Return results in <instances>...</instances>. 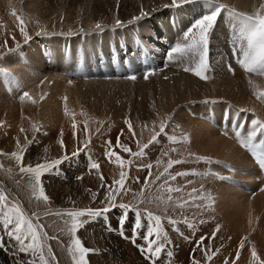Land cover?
<instances>
[{
    "label": "rangeland",
    "instance_id": "obj_1",
    "mask_svg": "<svg viewBox=\"0 0 264 264\" xmlns=\"http://www.w3.org/2000/svg\"><path fill=\"white\" fill-rule=\"evenodd\" d=\"M228 51H229L230 55H232L233 53H235V54L238 53V52L233 51V47H229ZM207 58H208V56H207ZM5 59H6V61H5ZM2 61L3 62L5 61L6 66H9V67L15 66L13 64V62H11L7 56L2 57ZM6 62L7 63L9 62L10 65H9V63L7 65ZM211 62L213 64L212 59H211ZM208 63H210L209 58H208ZM196 64H194V66H196ZM212 64L210 63V68H209L208 72L205 73L206 76L208 75L207 76L208 78L210 77L209 72L212 70ZM191 66L194 68L193 65H191ZM18 68H20V67L18 66ZM242 70L244 71L243 68H242ZM242 70H241V72L244 73V75L242 74L241 78L243 79V77L245 75H247L246 74L247 72H245L246 70L244 72ZM180 71L181 70H179L177 72H180ZM226 71H227V69H226ZM226 71L224 72V74L226 73ZM19 72L20 73L16 74V75L19 78L26 79V77L24 76V73H22L23 70L20 69ZM168 72L170 74H172L171 69H169ZM168 72L163 71V72H160L161 74L159 73V74L149 75L147 79L144 78L145 76L140 75L139 78H137L136 80H127V79H123V78L107 79L105 77H100V76H97V77L95 76L92 78L91 76L90 77L89 76L88 77H84V76L82 77V75L80 76V75L74 74V75H76V77H75L73 74H71L72 76H69L70 75L69 74L68 76L70 78H78V77L81 78L80 81L78 80L80 83L81 82L86 83V81H88V82L91 81V83H92V81L93 82L95 81L96 85H97V84H101V82H102L101 80H103V82L106 81L105 83L102 82L101 87L104 89H102L101 91H100L101 87H98V90L95 88L96 91H93L95 85L93 83L91 85L90 82H89L90 84L87 82L85 85L84 84H81V85L82 86L84 85L85 87L86 86L88 87V85H89L92 88L88 87L87 88L88 90H86L85 87H81V88H83V90L81 89V91H83V92H81L80 88H79V92H81L79 95L82 96V97L79 96V98L82 101H84L87 96L91 95L92 92L93 93L99 92V91L101 93L104 92V94L103 93L99 94L100 96L104 95L105 98L102 99L104 97V96H102V98H101L102 102L97 106L89 107L86 109L85 106L83 107V105L80 104V106L83 109H79V111L77 113H75V112L70 111L68 105L64 104L63 102L59 103L60 109L62 110V114L66 116L65 118L67 119V122H69V121H71V122L67 128H64V126H61V127H59V129L54 128V131H58V133L76 132L78 134L87 133V134H89V136L91 135L90 138L88 137V141L90 140V143H88L87 148L83 147L85 142L80 145L81 150L79 152H83L84 155L82 157H80L79 159H77L75 162L70 161L74 157L71 155L74 151H63V152L59 153V147L56 144V140L54 138H52V133L45 128V125L39 119V117L36 116V114H34L28 120V122L30 123L29 127H24V126L20 125L17 129V133H15V130H13L12 126L7 128L6 124L3 123L2 121H0V152L5 154V155H0V159H1L0 162L6 163L7 166H8L9 161L13 162V157H11L8 154H10V152H12L14 150L17 151L18 147L19 148L21 147L20 143L25 142V141H29L32 144V150H36V151H34L36 158L35 159L29 158V160L27 158V159L23 160V165L27 164V163H24L25 161L27 162V160L29 161V163L31 162L29 165L35 166V164H37V163L50 162V161H53L57 158L62 159L65 154L69 155V157H70V159H68L67 161H64L62 164L58 165L56 169L44 174L45 176L49 173L52 174V176H50V178L53 181L52 180H50L51 182L49 181V186L47 188V191H50L52 195H53V193H55L53 195L55 197V199L48 198V200L45 201L48 204L47 208L45 209V213L48 215V217H46L45 219L46 220L50 219V222L48 224V229H47L48 230L47 231L48 232V243H47V245L48 246L50 245L51 249H52L49 252L50 256H47L48 254H46V252H45V255H46V258L48 257L47 259L49 260L50 264H58V263L59 264H74V261L72 259L73 254H72L70 249L72 246V240L75 237H79V239L82 241V243L85 247L94 250V251H91L86 257L89 264H92V263L96 264L97 262L99 264H152V262L146 258L144 253H142L140 251V248L138 247V246L146 244V240L143 239V234L147 231L148 226L152 223L149 220V218L147 217V215L145 214L146 210L152 211L155 214L161 215V217H162V228L164 231L167 232L168 240L171 241V243H166V247L164 248V250L160 253V255L158 257H154L155 264H175V263L180 264L182 262V260H183L182 256L181 257L175 256V241L181 239V241L183 242V240H185L186 237H189V238H191L190 240H194L193 242L199 243L200 237H203V236L199 235V231H198V228L196 226L203 224V222H201L202 219H198L200 217H203L202 215H205L203 218H208V216H212L214 213L215 215H213V217L216 216L218 218L210 217V223L212 222V225L215 227H217V223L221 222L220 226H219L220 227L219 228L220 234H217V236L219 238L218 239V247L216 248L217 254H214L216 256L213 255L211 261L216 260V257H220L218 259L219 260L221 259L220 262L224 261L223 264H225V261H227V263L230 262L231 264H238L240 262V260L248 252L251 254V252H250L251 249L248 246L249 245L248 242H250V239L255 238V236H257L258 240H260L259 239L260 236H262L264 238V236H263L264 235V205H263V208H261L262 204L264 203V191L258 192L255 190V188L251 189L252 187H249V186H248L249 187L248 188L247 185H250V182L240 180L242 178V177H240L241 176L240 175V172H241L240 167H238L235 164H232L234 162L231 160L230 161L227 160V158H224V159L218 158L219 155H217V154H216V156L212 155L213 156L212 157L211 151H209L210 153L208 152L210 155L207 154L208 150H205V147L206 146L208 147V145H210L208 140L205 141V139H204V141H203L201 139L202 141H197L195 139V137L193 135L196 133V132L194 133L195 128L193 129L192 126L187 127L188 124L186 125L185 123H186L187 119L191 120V123H192L193 119L195 120V114L199 113V111H198L199 108L197 109L194 107L195 106L197 107V105H195V104L198 103V101H195V103H193L194 101L189 102V105L191 103H193L190 105L191 106L190 108L187 107V105H184L188 109H186L183 105L179 104L178 112H177V108H175V104L172 101L173 99H171V100L169 99V102L171 101L170 105L167 107V110H165L166 108L164 109L165 105L167 106V104H165V102H164V91L167 95L169 90L164 88L162 86V84H164V82H169L172 79L173 80L171 82H173L174 79L176 81H178V79L181 75H182V77H184V75H185L184 73L186 71L184 72V69H183V71H181V73H182L181 75H177L176 73H173L174 75H176V77L173 76V74L170 75V76H173V78L169 77L168 75H166V77H165L164 74H167ZM162 74H163V77H161ZM235 74L232 76L233 78L231 77L232 80H230V78H229L230 76L228 77L227 73H226L227 78H225V75H224L223 78L222 77L220 78V82L219 81L217 82V80H219V78H217V80H216V78H214L216 81V87H215V84H213V82L210 85L212 86L213 89L217 88V85H219V87H221V88L224 87L223 89H230L231 91L233 90L235 85H237L239 91L242 89L240 91V93L242 92L241 98H237L236 96H233V97L226 96L224 98H217V97L212 98V97H210L209 99H205V101L202 100V103L200 102L201 104L198 105V106L202 105L200 108L205 107V106L207 107V109H209L210 107L215 108L214 110L212 109L215 113V116H216L215 119L217 118L218 120H220L222 114H223L224 118L227 117L228 111H230L231 116L237 117V110L236 109H238V108L243 109V107H246L248 109L257 110V111L263 109V107L259 103L260 101H262V100L258 99L259 94H256V92H253L258 87V86H256V84H254L252 82L253 76H255V75L258 76V75L256 73H254V74L250 73L248 75L250 78L248 76H245V77H247V79L245 81H243L244 79L242 80L240 77H239L240 79L236 78V80H235ZM36 75H37L36 77H39V79L36 78V81L31 82L30 83L31 87H40L41 85H44V83H45L44 78L40 79L41 78V76H39L40 74L37 73ZM82 79H84V80L82 81ZM180 79H181V77H180ZM224 80L225 81L227 80V81L225 82ZM232 81H233V84L231 83ZM242 81H243V83H241ZM246 81H249V82H246ZM244 82L247 83L248 89H247L246 85L245 86L243 85V84H245ZM234 83H236V84H234ZM251 83L253 86L251 85ZM104 84H106V85H104ZM213 85L215 88L213 87ZM27 86L29 87L28 83H27ZM97 86H99V85H97ZM106 86H110V87H106ZM121 88L124 89L123 93H122ZM26 89L27 88H24V90H26ZM118 89H119V91H121V93L118 92ZM115 90H117V91H115ZM152 90L157 92V94L153 93ZM160 90H162V91L159 92ZM26 92L29 93V95H30L29 91L26 90ZM147 92L149 93V95H147ZM48 93H54V92L51 91ZM59 93H61V92H59L58 90L55 91V95H58ZM22 94H24V93H22ZM118 94L122 95L121 99L116 98V96ZM248 96H249V98H248ZM160 98H162L160 100L161 103L163 104V105L161 104L162 106L160 105V103L158 104ZM234 98H236V100H234ZM147 99H150L149 104L152 103V104H150V105H152L151 107L149 104H146L148 102ZM34 101L35 102H41V101H43V98H40L38 100L34 99ZM155 102L158 105H156ZM225 103H231L232 105H234L235 107L233 106V108L236 111H234L233 108L231 109L229 104H225ZM144 104L148 108L146 110L147 113H143V112H145V111H143ZM153 104L157 106V108H156L157 110L159 107V109L162 108V110H165V112L163 113V111L160 110L159 111L160 113L158 112L159 115H157V110L154 108L156 106H153ZM160 106H161V108H160ZM182 106L185 108V109L182 108L184 110L181 109ZM220 106H223V107L221 108ZM236 106H237V108H236ZM149 107L151 108V110ZM152 107H153V109L156 110V112L153 111ZM255 107H257V108H255ZM124 108H126V109H124ZM246 108H244V109L246 110ZM258 108H260V109L258 110ZM53 109L57 110V111L59 110L58 106H54ZM168 109L169 110L172 109V111H170V113H168L169 112ZM179 109H181V110H179ZM189 109H190V111H189ZM239 109H238V111L240 112ZM215 110L216 111L221 110L222 112H218V111L215 112ZM166 111H168L167 112L168 115L170 114L169 116L168 115L166 116V114H167ZM181 111H185V112L188 111L189 113L188 112L182 113ZM148 112L149 113L152 112L153 114L152 113L149 114ZM171 112H173L172 113L173 115L171 114ZM141 113H143L145 115L142 116ZM57 114H59V111ZM183 114H185L186 118H182V116L184 117ZM163 116L165 118H169V122L167 121V124H165L166 125L165 132L161 133L158 136L157 142H154V143L149 145L148 149H150L149 150L150 152H148V149H145L146 155L143 156L144 158L132 156V155H130L131 153L124 152L121 149V147L119 145L127 146V144L129 143L128 141H130L131 139L132 140L135 139L134 141H132V140L130 141L133 143V144L131 143L133 145V148L136 147V148L131 149V150L133 152V150L136 149L134 152H138L140 150V147L143 145L142 144L143 140L145 142V140L147 139L146 137L148 136L146 134H143L142 131L144 130V128L146 129L145 131H147L148 129H150L148 127L149 126L151 127V125H152V127H151L152 129H150V130H152L151 134L153 135L154 131L158 132L160 124L162 122L165 123L163 121L164 118H162ZM170 116H171V120L174 117H176L173 119L174 122H172L170 120ZM49 117L52 119L58 118L57 115H53V114H49ZM148 117L150 119L148 121H146L148 119ZM73 118H75V119H73ZM160 118H162V119H160ZM151 119H153V120L151 121ZM215 119L209 120V121L206 120V123L208 122L206 124L207 126L205 127V129L207 130L206 133L212 134V136L215 138H216V135H218L217 137L220 136L222 139H224V142L227 141L229 143L230 142L229 137H224V136H222V132L215 130V127L213 126V121ZM154 120L155 121L160 120V122L161 121L162 122L156 123V122H154ZM184 120H186V121H184ZM149 121L152 122L151 125H149L150 124ZM165 121H166V119H165ZM129 122L132 125V130H129V127H128ZM153 122H154V125H153ZM180 122L184 123L185 126L182 123H181L182 124L181 125ZM173 123H174V125H173ZM74 124L76 125V127H73ZM34 125H35V127H34ZM140 125H142V127L144 126L143 129H141L142 127ZM137 127H139V130H140L139 133H138ZM186 127H187V130H183ZM37 128L39 129V131L36 130ZM22 129H23V131H22ZM115 129H116V131H115ZM121 129H122V132L125 130L123 132L124 134H126V132L128 131L127 133L130 135L129 139H128V136H129L128 134L125 135L126 137L124 135H123L124 137L122 135L116 136V133L121 132L120 131ZM113 131H114V135H113ZM133 131H135L136 136L132 135ZM145 131H144V133H147L149 130L147 132H145ZM148 133L150 136V131ZM138 135H140L139 137H141L143 135L141 137V139H143L142 141L140 140ZM180 135L182 136V138ZM201 135L206 137V135H204V134H201ZM149 136L147 139L148 141L151 138V137L149 138ZM172 136H176L178 138V140L183 139L184 137L185 138H184V140H182L183 143L182 142L181 143H173L170 139V137H172ZM190 136L192 137L193 140L190 138ZM113 140H115V141H113ZM17 141H19V145L17 144ZM109 141H111L113 143L109 144L108 143ZM185 141L187 142V144L184 145ZM195 141L198 142V143H195L196 145H194ZM115 142L117 143V145L119 144L118 147L120 149L118 147L116 148L117 145ZM119 142H121V143L124 142V143L121 144ZM147 142H145V143H147ZM200 142H202V143L205 142V144H203L205 146H203L202 143L200 144ZM214 143H216V142H214ZM131 144H129V145H131ZM176 144H178V146H179V144H181V146L179 147L180 150L178 149L177 150L178 152L176 151V152L171 153V149L173 147L177 148V146H175ZM182 144L184 147L182 146ZM189 144L192 145L191 146L192 148L190 147ZM129 145L127 147H130ZM132 145H131V147H132ZM193 145L195 147L197 146V148L194 149ZM201 145L203 147H201ZM11 146H13V147H11ZM75 146H76V144H75ZM45 147H47L46 150H45ZM52 147H53V149H51ZM199 147H201V148H199ZM113 148H114V150H113ZM189 148H191V150L194 149V152L191 151ZM202 148H204V149H202ZM118 149L121 151H119ZM196 149L198 150V153L195 152ZM199 149H201V150H199ZM75 150H77V149H75ZM109 150H112V151L117 150L115 152L117 154L120 153L119 155L125 160V162L128 161V163H127L128 165L125 163L124 167L120 166L121 169L123 168L122 169L123 172L126 173L125 180H124V188L122 191L119 188V185L114 183L116 180L120 179V173L122 171H120L121 169H119V166H116L118 163H115V157H112L111 159H113V160H110V158L107 156V153ZM163 150H165V151H163ZM181 150L182 151L186 150L188 152L186 154V151L181 152ZM203 150L206 151V153H205V155L207 154L206 157L205 156H203V157L197 156V155H199V152H202ZM159 151H161L162 153ZM166 152L168 153V155L163 154ZM54 153H56V154H54ZM128 153H129L130 157L132 156L131 158H133V157H135V158H133V159L129 158ZM203 153H204V151H203ZM45 154H47V157L44 156ZM122 154H123V156H122ZM195 154H197V155L195 156ZM55 155L58 157H56ZM156 155H158V157ZM49 157H53V159H48ZM175 158L180 159L182 161V163L174 164L173 167L168 169V172L165 173L164 169L167 167L169 160H175ZM209 160L211 162L210 164L213 163L212 165H207V166L204 165L205 167L201 165L202 162L206 163L208 161V163H209ZM93 161L99 163V165H100L99 171H97L96 169L90 168V163ZM158 161H159V163H158ZM32 162H34V163H32ZM217 162H219V163H217ZM9 163H11V162H9ZM14 163L18 164L17 161L13 162L12 164H14ZM195 163H197V166L195 165ZM134 164L136 165V167L133 166ZM148 164L152 165L151 170H149V168L147 167ZM190 165L192 168H190ZM25 166H27V165H25ZM208 166H212V167H208ZM213 166H215V167H213ZM133 167H134V169H133ZM194 167L195 168L197 167L196 168L197 170ZM201 167H203V168H201ZM207 167L210 169H208ZM218 167H220V169ZM211 168H213L214 170ZM198 169H200V170H198ZM130 170H132L133 172L135 171L134 175H131V178L129 175L133 174V173H131ZM207 170H208V172H207ZM141 171H143L142 173H145V176H144V174L141 173ZM178 171L179 172L180 171L181 172H188L189 173L188 175L177 176L178 178L179 177L182 179L185 178L188 181L183 179V181L178 182L180 179L179 178L177 181L178 183H177V182H175V180L174 181L171 180L170 176L175 175V173H178ZM138 173H141V174H138ZM192 173H195V174H192ZM101 174L104 177L103 181L100 179ZM136 174H138V175H136ZM142 175L144 177H142ZM134 176H137V178ZM157 177H160L159 179L161 181H159V179H157ZM187 177H190V178H187ZM221 177H225V179H222ZM41 178H43V177H41ZM134 178L137 180H140L141 182L147 180V182L146 183L143 182L144 183L143 184V183H140V181L135 180ZM142 178H143V180H142ZM165 178H167V180H168L167 184L164 183ZM28 179H29V176H28ZM85 179L88 181L86 182ZM129 179H132V181H130ZM133 180L136 182H134ZM152 180H153V182H152ZM129 181L133 182V185ZM137 182H139V184ZM156 182H158V184ZM181 182H184L185 184L181 183ZM215 182H218V183H215ZM219 182H221V184H219ZM57 183H59V185ZM68 183H70V185ZM175 183L176 184H182V185L176 186ZM41 184H42V182H41ZM56 184H57V187H55ZM61 184H63V185L61 186ZM86 184H87V186H86ZM127 184H131V185L129 186ZM109 185H111V189L108 187ZM126 185H127V187H126ZM156 185H158L159 190L157 187H155V189H153L154 187H152V186H156ZM225 185H227V186H225ZM3 186L4 185H1V183H0V189L5 188V186L4 187ZM175 186H176V188L182 189V192L184 193L183 194L182 192H180V193L178 192V194H180V197L179 196L177 197V195H175L176 194L175 191L168 192L169 187L175 189ZM84 187H85V189H84ZM128 187H130V188H128ZM205 187L210 189V190L207 191V189H205ZM224 187H225V189H224ZM27 188H30V189H28L29 191L27 190ZM27 188H24V190H26L24 192H26V193L23 192L20 194V196H21V198L24 199V202L26 203L28 208H31V209L36 211L35 216H39V214H40V212L38 211V209L40 207L39 203L41 201L40 199H42L40 197L39 186L36 187L35 190H32L33 189L32 185H29ZM50 188H52V190H50ZM61 188H63V190ZM151 188H152V191H150ZM156 188H157V190H156ZM189 188H191V189H189ZM193 188H195V189L201 188L204 191L198 197L199 199H201V201L204 202L205 207H202V208H204V211H202L201 209H199L200 211H198V207H196L197 206L196 202H195V205L193 203L196 200L191 202L192 206H191V203L185 204L186 205V206L184 205L185 207L179 206L180 203H178L179 202L178 198H180V202H182L181 198H183V200L185 198H186L185 200H188L189 196H187V195H188V193H190L192 191ZM3 190H4L5 194L8 196L9 200L13 201L10 198H13L12 196H16V195H14L13 193H9L8 189H3ZM43 190H44V188H43ZM89 190L91 193H89ZM136 191L137 192L139 191V193H137ZM147 191L150 192V194L147 193ZM28 193H30V194H28ZM100 193H102V194H100ZM11 194H12V196H11ZM22 194H24V195L26 194V196H24ZM91 194H93V195H91ZM112 194L116 195V199L114 201V203L116 205L123 203V204H127L129 207L127 209H122L118 206L117 207H111L109 212H107L104 215L99 216V217H91V216L85 215V216L73 218V217H70L69 215H67V213H70V212H78V211L86 210V209H100V208H103L105 206H110L109 201H108V197ZM136 194H137V197H136ZM147 194L151 195V197H150L151 200ZM159 194L162 196L159 197ZM84 195H85V197H84ZM88 195H90V196L88 197ZM167 195L168 196L171 195L172 198H174V199H172V201H168ZM230 195L235 199L236 203H237V201H240V203L238 202L237 204H235V202L233 201L234 199L232 200ZM258 195H260V196H258ZM80 196L83 197V200H81ZM130 196L133 198H129ZM134 196L136 197V200H130V199H135ZM152 196H155L156 199L154 197L152 198ZM67 197H69V199ZM73 197L75 198V200ZM77 197H78V199H77ZM90 197H93V198H90ZM96 197H97V199H96ZM161 197L163 198V200ZM157 198L158 199L161 198V200H162L161 202H163V204H161L160 199L158 201ZM35 199H37V201ZM120 199H122V200H120ZM154 199L157 201H155ZM257 199H260L262 201V203L257 202ZM67 200L68 201L71 200V203H70V201L68 202ZM97 200H98V202H97ZM88 201H90V202H88ZM13 202L17 203L16 201H13ZM156 202L157 203L159 202V204H161V205L157 204ZM248 202L249 203L252 202L251 203L252 206L253 205L256 206V207L253 206L255 209L253 207L251 209V206L248 207V205H251V204H248ZM256 202H257V205H256ZM57 203H59V204H57ZM151 203H153V204L151 205ZM231 203H233V204H231ZM216 204L218 206L214 207L213 205H216ZM86 205H87V207H86ZM241 205L243 207L244 206H247V207L242 208ZM229 206H230V208L232 207L231 209L233 210V212L229 208ZM257 206L260 207V210L257 209ZM165 207H167V209H168L167 212L164 211ZM191 207L197 208V211H196V209H194V210L196 212H199V214L200 213L202 214V212H203V214L202 215L200 214V216H198V217H192L193 210L191 209ZM206 207H209L212 210L213 209L214 210L212 211V213H209V212H211V210L209 208L205 209ZM216 207L218 209H216ZM240 207L242 208V210H239ZM182 208H184V209H182ZM187 208L189 209L188 211L192 210V212L190 214L189 213H182L181 214V211L182 210L185 211V210H187ZM133 209H136L140 214L137 215L136 211H134ZM219 209L220 210L224 209L225 211L222 210V212H221ZM228 209H230V210H228ZM40 210H41V208H40ZM237 210H239V211H237ZM245 210H246V213H244ZM247 211H249V212L253 211L252 213L255 216L254 217L255 223H253V226L251 228H247L246 224L244 225V223H246V220H247V214H248ZM204 212H205V214H204ZM215 212H218V213L216 214ZM178 213H180V214H178ZM233 213H235V214H233ZM122 214H126V216H127V220L124 223L120 222ZM183 214H188V216L183 215ZM228 214H231V215H229L231 217H232V215H234L233 216L234 219L232 218V222H230V224L229 223H226V224L228 226H230L231 224H234L236 226L234 229L233 228L228 229L225 226L224 217ZM206 215H207V217H206ZM238 215H240V216H238ZM168 217L175 219L177 221V224H176L177 226H173L172 224H170L168 222ZM137 219H139L140 222L144 225V228L139 230V233H140L139 238L133 232V225ZM74 220L84 222L83 225L81 227H79L78 231H76L77 234L75 233V237H73V235L70 234L71 232L69 231V228L72 227ZM185 221H188V223H185ZM194 221H197V222L195 223ZM217 221H219V222H217ZM57 222H59V223L56 224ZM69 224H71V225H69ZM180 224L181 225L183 224V225L180 226ZM187 224L193 225L194 228L193 227L192 228L195 230V232L193 231V229L192 230H191V228L189 229L190 226L187 227L188 226ZM55 226H57V227H55ZM68 226H70V227H68ZM63 227H66V228L64 229ZM67 227H68V230H67ZM101 228L105 230L104 233L101 232L102 230L98 231V229H101ZM177 228H178V230H176ZM92 229H93V231H96V232L98 231V236H99L98 240H96L94 238L95 235L93 234ZM94 229H97V230H94ZM67 232L70 235L66 239L63 238L64 240H66L64 242L62 239V236L65 235ZM191 232L194 234L193 237L191 236V234H192ZM60 233H61V235H60ZM232 233H235V235L234 234L232 235ZM176 234H177V236H176ZM107 236L110 238L112 237L113 239L111 238V239L107 240ZM0 237H3V243L5 245V247L0 248V257L2 256L0 258L1 259L0 264H13V263H15V264H27L28 261L33 259L31 257V255H29V254L18 253L16 251L18 245L16 244V242L14 240L10 239L7 236V234L3 231L2 219H0ZM175 238H177V239L175 240ZM227 238H230L229 239L230 241L227 240ZM243 239H245V240H243ZM68 241H69V243H67ZM244 241L246 244L244 243ZM60 242H62V244ZM240 242L244 244V247L242 249L239 248V251H236L237 244L238 243L241 244ZM67 244H69L70 246L67 247L66 246ZM213 244L215 245L216 241H213ZM114 245L115 246L117 245V247H115ZM122 249L124 251H127V252L122 253V252H124V251H122ZM245 251H247V252H245ZM14 253L16 255H14ZM168 253H171L172 255L169 256ZM237 253H239L238 259L236 258ZM250 254L248 255L249 257H250ZM77 255H78V253H77ZM122 255H123L124 259H122L123 258ZM234 255H235V257H234ZM242 255H244V256H242ZM127 257H129V259ZM97 259H98V261H97ZM133 259H135V260H133ZM123 261H125V262H123Z\"/></svg>",
    "mask_w": 264,
    "mask_h": 264
},
{
    "label": "bare ground",
    "instance_id": "obj_2",
    "mask_svg": "<svg viewBox=\"0 0 264 264\" xmlns=\"http://www.w3.org/2000/svg\"><path fill=\"white\" fill-rule=\"evenodd\" d=\"M170 2H171V0H0V69H4L8 73H11V76H9L7 78L2 73H0V121L5 123L7 128L12 126L13 130H15V133H17V129H18V127L20 125L24 126V127H29L30 123L28 122V120L34 114H36V116L39 117V119L45 125V128L52 133V138H54L56 140V144L59 147V153H61L63 151H77L75 149H80V145L83 144L84 142L88 141V137L90 138L91 135L89 136V134H87V133H84V134H78L76 132L58 133V131H54V128H58L59 129V127H61V126H64V128H67L70 125V122H71V121L67 122V119L65 118L66 116L62 114V110L60 109V104L59 103L63 102L64 104L68 105L70 111L71 112H75V113H77L79 111V109H83L80 106V104L83 105V107L85 106L86 109L89 108V107H93V106L99 105L102 102V100H101L102 96H104V95H102V96L99 95V94H102V93L104 94V92H102V93L100 92L102 89H104V88L101 87L103 80H101L102 81L101 84H97L99 86L96 85L95 81L94 82L92 81V83L95 85L93 91H96L95 88L98 90V87H101V89H100L99 92H94V93L92 92L91 95L87 96L86 98L84 97L85 100L82 101L79 98V96H81L79 94L81 92H83V91H81V89L83 90V88H81V87H85L84 85L88 81H86V83H83V82L80 83L79 81H80L81 78H79V77L78 78H70L69 76H72L71 74L80 75L78 72L81 71V72H84V74H83L84 77H88V76L89 77L90 76H93V77L96 76L97 77L99 75H97L95 72L92 73V74H87L86 73L87 70L90 69V67L94 68L97 63L106 64L109 61L110 58H116V57L121 56L125 52L127 53L128 50L131 47H133V45H136L135 43L141 42V43L152 44V45L161 44L163 36L171 37L173 35V32L171 31V29L169 27V24H168L169 18L172 15L178 14V15L181 16V15L185 14V16L194 17L195 19H197L199 17V14L201 13V10H202L201 9V4H199V3H192V4H188V5H182L181 7H165V5L170 4ZM179 2H180V0H178V3ZM219 2L227 5L230 9H234L236 12H239V13H244L246 15H256L257 13H259L260 15H264V0H219ZM13 12L16 13L15 16L13 15ZM142 12L147 13V15L141 16ZM137 16H141V18L139 20H136L135 17H137ZM18 17L22 18L23 21H24V25L23 26L25 28V31L28 34L27 38L20 31V28H21L22 25L20 24ZM117 20L122 21L123 23L121 25H117V23H116ZM180 20L185 24L186 17H181ZM129 21H131V23H129ZM223 21H224V23L226 25V28H227L226 35H227V41H228V48L229 47H234L233 27H232V24L230 23V16H229V13L227 11H224L222 13V16L218 19L216 25L209 32L208 58H209L211 64H212L211 59L213 60L212 70L209 72L210 73V75H209L210 77L207 78V79H201L200 77L196 76L193 72H185V71H184L185 75H184V77H182L181 71H183L184 67H192L191 65L194 66V64L198 63V60L197 61H193L191 63H188L186 61L185 62H181V58L180 57L174 58V60L170 61L169 62L170 64H168V65H170L172 67V68H169V69L172 70V74L176 73L177 75H181L180 76L181 79L179 77L180 80L178 79V81H176L174 79V81L171 82L173 79L172 80L170 79L171 81H169V82H164V84H162L163 82L161 83L164 88L169 90L167 95H166L165 91L163 90L164 91V102H165V104H167V106L164 104L165 107L164 106L163 107H164V109L166 108L165 110H167V107L170 105V102H171V101L169 102V99L170 100L173 99L172 101L174 102L175 108H177V112H178L179 104L183 105V106L187 105V107L190 108L191 104L195 103V101H198V103L195 104V105H197V107L195 106L194 108H197V109L199 108L198 109L199 113L195 114V120L194 119L192 120L193 124L191 123V120H189V119H187V121L184 120V121H186V123L184 121L183 122L186 125L188 124L187 127L188 126H192L193 129L195 128L194 129V133L195 132L196 133L193 134V135H194V137H195V139L197 141H202V140L204 141V139H205V141L208 140L210 145H208V147L207 146L205 147V150H208L207 154H209L210 153L209 151H211V156L212 155L216 156V154H217V155H219L218 158H222V159L227 158V160L233 161L234 163H232V164H235L238 167H241L242 169H245L244 172L246 174V173H250L252 171L253 166L249 162V160H248L247 156L245 155V153L243 152V150L240 149L238 147V145L233 140H230L229 143L227 141L224 142V139H222L220 136L217 137L218 135H216V138H215V137L212 136V134L206 133L207 130L205 129V127L207 126L206 124L208 123V122L206 123V120L209 121V120L215 119L216 116H215V113L213 111L215 108L210 107L209 109H207L206 106L202 107V108H200L202 105L198 106V105H200L202 103V100L205 101V99H209L210 97H212V98H214V97L224 98L226 96H229V97L236 96L237 98H241L242 97V95H241L242 92L240 93V91L242 89L239 91L237 85H235V87L233 88L232 91L230 89H223L224 87L221 88V87H219V85H217V88H215L216 87V81H215L214 78H216V80H217V78H219V80H217V82L218 81L220 82V78L221 77L223 78L224 75H225V78H227L226 77V73L228 74V77L230 76L229 77L230 80H232V78H233L232 76L235 73H236L235 74V80H236V78H239V77L241 78L242 74L244 75V73L241 72L242 68H241L240 64L237 63V56L240 55V53H237V54L233 53L231 55L233 65L235 64L234 65L235 72L233 74L230 73L228 71L227 66H225L226 63H225L224 56H223V54L221 52L220 40H219V33L223 32V31H221L222 30L221 23ZM98 23L102 26V28L99 29V30L96 28V24H98ZM184 42H185L184 39H180V41L178 43H184ZM4 56L5 57L7 56L10 59V61L13 62V64L15 66H12V67L11 66L10 67L6 66V64H5L6 59H5L4 62L2 61V57H4ZM8 63H7V65H8ZM9 65H10V63H9ZM18 66L20 68H18ZM225 68L227 69V71H226ZM20 69L23 70L22 73H24V76L26 77L27 80L23 79V78H19L16 75V74L20 73L19 72ZM169 69H165L164 71L168 72ZM179 70H181V71L177 72ZM225 71H226V73L224 74ZM245 72H247V71H245ZM37 73L40 74L39 75V76H41L40 79L44 78L45 83H44V85H41L40 87H31L30 83L36 81V78L39 79V77H36ZM155 74H159V73H155ZM172 74H170L168 72L167 74H164V75H165V77H166V75H168L169 77H172V78H173V76L176 77V75H174V74H173V76H170ZM246 74L247 75H245V76H248L250 73L247 72ZM76 75H74V76L76 77ZM105 75H107V74H105ZM255 76H253V81L252 82L254 84H256V86H258V87L253 92H256V94H259V98L258 99H260V100H262L264 102V95H262V94H264V75H258L256 77ZM106 77L107 76H105V78ZM161 77H163V74L161 75ZM244 77H243L244 80L241 78L243 81H245L247 79V77H245V78ZM84 79H82V81ZM123 79H127V78H123ZM243 81L241 83H243ZM89 82L91 83V81H89ZM105 82H103V83H105ZM212 82H213V84H215V87L213 85V87L215 89H213L212 86L210 85V84H212ZM246 82H249V81H246ZM246 82H244L245 84H243V85L244 86L246 85V87H247V83ZM27 83H28L29 87L27 86ZM92 83H91V85H92ZM231 83L233 84V81ZM81 84H84V85L82 86ZM234 84H236V83H234ZM104 85H106V84H104ZM251 85H252V83H251ZM88 87L92 88L89 85H88ZM88 87L87 86L85 87L86 90H88L87 89ZM106 87H110V86H106ZM24 88H27L26 90L30 92L29 96L31 97V99H29L28 97H24L23 96L22 93L26 92V90H24ZM79 88H80L81 92H79ZM121 89H122V93H123L124 89L123 88H121ZM247 89H248V87H247ZM56 90H58L61 93H59L58 95H55V91ZM51 91L54 92V93H48V92H51ZM115 91H117V90H115ZM161 91L162 90H160L159 92H161ZM118 92L121 93V91H119V89H118ZM153 93L157 94V92H155V91H153ZM147 95H149L148 92H147ZM40 98H43V101L33 103L34 99L38 100ZM104 98H105V96L102 99H104ZM116 98L117 99H121L122 95L118 94L116 96ZM248 98H249V96H248ZM161 99L162 98H160L159 102H158V104L160 103V105L162 104L161 101H160ZM147 100H148V102L146 104H149L150 99H147ZM234 100H236V98H234ZM192 101H194V102L189 105V102H192ZM156 102H155V104L158 105ZM263 102H259L262 107H264V103ZM150 104H152V103H150ZM156 105L153 104V106H156ZM54 106H58L59 114H57L58 113L57 110L53 109ZM151 106L152 105H150V107ZM161 106H160V108H161ZM183 106L181 107V109L185 107V106L184 107ZM220 107L222 108L223 106H220ZM126 108H124V109H126ZM154 108L156 109L157 106L154 107ZM243 108H246V107H243ZM255 108H257V107H255ZM147 109H148L147 106L144 104L143 111H145V112H143V111L142 112L143 113H147V111H146ZM152 109H153V107H152ZM155 109H153V111L156 112L157 109L156 110ZM181 109H179V110H181ZM184 109H182V110H184ZM186 109H188V108H186ZM246 109L249 110V111H252V113L254 114V115H252V118L250 120L255 118V116H260V117L264 118L263 109L259 110L260 108H258V110L260 112L257 111V110H251V109H248V108H246ZM150 110H151V108H150ZM160 110H162V108L159 109V107H158L157 115H159V113H160L159 111ZM165 110H162L163 113L165 112ZM221 110L220 111L217 110V111L218 112H222L223 110L222 111ZM170 111H172V109L169 110V112L166 111V113L167 112L170 113ZM189 111H190V109H189ZM217 111L215 110V112H217ZM173 112H171V114ZM181 112L184 113L185 111H181ZM186 112H188V111H186ZM48 113L49 114H53V115H57L58 118L57 119H52V118L49 117ZM143 113H141L142 116L145 115ZM151 113H149V114H151ZM168 113L166 114V116L168 115ZM227 113L230 115V111H228ZM183 115H184V117L182 116V118H186L185 114H183ZM162 118H164L163 121L165 122V124H167V121L169 122V118H165L164 116ZM162 118H160V119H162ZM174 118H176V117H174ZM73 119H75V118H73ZM149 119L150 118L148 117V119L146 121H148ZM165 119H166V121H165ZM173 119L171 120V116H170V120L172 122H174ZM152 120L153 119H151V121ZM151 121H149L150 122L149 125H151V123H152ZM154 122H156V123L158 122L159 123L160 120H157V121L154 120ZM154 122H153V125H154ZM181 123L182 122H180V124ZM184 123H182V124L184 125ZM173 125H174V123H173ZM140 126L142 127V125H140ZM250 126H252V125L250 124ZM143 127L141 129H143ZM151 127H152V125H151ZM151 127L149 126L148 128L152 129ZM187 127L184 128L183 130H187ZM137 128H138V133H139V131H140L139 127H137ZM150 129H148L150 131V136H149V133H148L149 131L148 130H147L148 132L145 131L146 130L145 128L142 131L143 134L148 135L149 138L152 136V134H151L152 130H150ZM115 131H116V129H115ZM120 131L121 132H119V133L115 132L116 136H120V135H122V136L124 135L125 136L126 134H128L127 133L128 131L126 132V134L123 133L125 130L122 132V129H121ZM144 131L147 132V133H144ZM201 134L206 135V137L202 136ZM113 135H114V131H113ZM139 136L140 135H138V137ZM148 136L146 137L147 139H148ZM129 137H130V135L128 136V139H129ZM141 137H139V138L142 141L143 139H141ZM181 138H182V136H181ZM184 138L180 139V140H184ZM190 138L192 139L191 136H190ZM147 139L145 140V142L148 141ZM61 140H63L64 147L61 146V143H60ZM115 140H113V141H115ZM134 140H132V141H134ZM130 141H128L129 143L127 144V146L132 143ZM145 142L143 140L142 144H144ZM185 142H184V145L187 144V142L186 143ZM214 142H216V143H214ZM111 143H113V142H111ZM119 143H121V142H119ZM122 143H124V142H122ZM195 143H198V142L195 141L194 145H196ZM201 143L202 142H200V144ZM20 144H21V147L20 148L18 147L16 152H19L21 149H23V160H25L27 158H28V160H29V158L30 159H35L36 158L35 157V153H34V151H36V150H32V144L29 141H25V142H22ZM75 144H76V146H75ZM203 144H205V142H203L202 145ZM116 145H117V143H116ZM118 145L116 146V148L118 147ZM131 145H129L130 146L129 148H131V149L136 148V147L133 148V145L131 147ZM194 145H193L194 149L197 148V146L195 147ZM202 145H201V147L205 146V145H203V146ZM175 146H177V150H178L179 147L181 146V144H179V146H178V144H176ZM182 146H183V144H182ZM191 146L192 145H190V147ZM11 147H13V146H11ZM201 147H199V148H201ZM46 148L47 147H45V150H46ZM191 148H189V149L191 150ZM51 149H53V147ZM194 149L191 150V151L194 152ZM202 149H204V148H202ZM113 150H114V148H113ZM135 150H133V152ZM149 150L150 149H148V152H150ZM199 150H201V149H199ZM205 150H203L204 153L202 151V152H199V155L195 154V156L197 155L199 157H203V156L206 157L207 154L205 155V153H206ZM14 151H12V152H14ZM115 151H117V150H115ZM119 151H121V150H119ZM163 151H165V150H163ZM185 151L181 150V152H185ZM12 152H10V153H12ZM159 152H161V151H159ZM187 152L188 151H186V154H187ZM195 152L198 153V150L196 149ZM54 154H56V153H54ZM83 155H84L83 152H79V154L74 156L70 161L71 162H75L77 159H79ZM128 155H129V153H128ZM130 155H129V158L132 157V156L130 157ZM44 156L47 157V154H45ZM122 156H123V154H122ZM156 156L158 157V155H156ZM53 157H49L48 159H53ZM56 157H58V156H56ZM133 158H135V157H133ZM133 158H131V159H133ZM28 160H27V162L26 161L24 162V163H27L25 165H29L31 163V162L29 163ZM110 160H113V159H110ZM210 160H209V163H208V161L206 163L202 162L201 165L202 166H204V165H206V166L207 165H212L213 163L210 164L211 163ZM15 161L16 160L13 158V162H15ZM9 162H11V163H9ZM9 162H8V166H7L6 163L0 162V164L3 165V167H0V183H1V185L5 186V188H1V189H8L9 193H13L14 195H16V196H12V194H11V196L13 198H10V199H12L13 201H16L20 205V207L25 212L26 216L31 218L33 220L34 224L43 226L40 229L41 236H42V241L45 244V252H46V254H48L47 256H50L49 251H48V245H47V243H48V232H47L48 230L47 229H48V224L50 222V219L49 220L45 219L46 217H48V215L45 213V209L47 208L48 204L45 202L46 200H44L43 198L40 199L41 200L40 203H39L40 207L38 209L40 214H39V216H35L36 211L31 209V208H28V206L24 202V199L21 198V196H20L21 193L26 191V190H24V188H27L29 185H31V183H29L28 174H22V173L19 172V167H20L19 163L18 164H16V163L12 164L13 163L12 161H9ZM34 162H32V163H34ZM127 163H128V161L126 162V164ZM135 164L133 166L136 167ZM195 165L197 166V163H195ZM116 166H119V169H121L119 164H117ZM208 167H212V166H208ZM213 167H215V166H213ZM190 168H192L191 165H190ZM201 168H203V167H201ZM218 168L220 169V167H218ZM122 169L120 171H123ZM133 169H134V167H133ZM151 169H149V170H151ZM208 169H210V168H208ZM211 169H213V168H211ZM198 170H200V169H198ZM130 171H131V173H133V174L129 175L130 178H131V175H134L135 171L134 172L132 170H130ZM142 172L143 171H141V173ZM207 172H208V170H207ZM141 173H138V174H141ZM138 174H136V175H138ZM142 174H144V176H145V173H142ZM50 176H52L51 173L47 174L46 176L45 175L42 176L43 177V178H41L42 187L44 188V193L46 194V196L48 198L55 199V197L53 196L55 193H53V195H52L50 191H47V188L49 186V181L52 180L50 178ZM144 176L142 175V177H144ZM134 177L137 178V176H134ZM246 177H251V175L250 174L246 175ZM179 178L177 177L175 182H177ZM187 178H190V177H187ZM180 179H179L178 182L183 181V179H185V178H183V179L180 178ZM129 180L132 181V179H129ZM135 180H137V179H135ZM142 180H143V178H142ZM87 181L88 180H86V182ZM137 181H140V180H137ZM159 181H161V180L159 179ZM186 181H188V180H186ZM134 182H136V181H134ZM143 182L146 183L147 180H145ZM143 182L140 181V183H143ZM152 182H153V180H152ZM184 182H181V183H184ZM130 183L133 185V182H130ZM137 183L139 184V182H137ZM156 183L158 184V182H156ZM215 183H218V182H215ZM57 184L59 185V183H57ZM57 184H56L55 187H57ZM63 184H61V186ZM68 184L70 185V183H68ZM131 184H127V185L130 186ZM219 184H221V182H219ZM127 185H126V187H127ZM175 185L176 186H178V185L181 186L182 184H176L175 183ZM86 186H87V184H86ZM176 186H175V188H176ZM225 186H227V185H225ZM152 187H154L153 189H155V187L158 188V185L152 186ZM128 188H130V187H128ZM157 188H156V190H157ZM28 189H30V188H27V190ZM61 189L63 190V188H61ZM84 189H85V187H84ZM189 189H191V188H189ZM203 189H201V188L197 189L198 190V197H199L200 194H202V192H204ZM205 189H207V191L210 190V189H208L206 187H205ZM224 189H225V187H224ZM50 190H52V188H50ZM90 190H89V193H91ZM158 190H159V188H158ZM150 191H152V188H151ZM180 192H182V191H180ZM24 193H26V192H24ZM137 193H139V191ZM147 193L150 194V192H148V191H147ZM175 193H176L175 195H177V197L178 196L180 197V194H178V192H175ZM28 194H30V193H28ZM100 194H102V193H100ZM160 194H159V197L162 196ZM22 195H24V194H22ZM91 195H93V194H91ZM24 196H26V194ZM89 196L90 195H88V197ZM258 196H260V195H258ZM84 197H85V195H84ZM136 197H137V194H136ZM136 197H135V199H130V200H136ZM148 197L150 198L151 195H148ZM153 197L155 198V196H152V198ZM67 198L69 199V197H67ZM80 198H81V200H83L82 196H80ZM90 198H93V197H90ZM129 198H133V197L130 196ZM161 198H159L160 202L163 200V198H162V200H161ZM231 198H232V200L234 199L232 196H231ZM37 199H35V200L37 201ZM77 199H78V197H77ZM96 199H97V197H96ZM159 199H158V201H159ZM178 199H179L178 203H181L180 202V198H178ZM181 199H182L181 201H183V198H181ZM74 200H75V198H74ZM120 200H122V199H120ZM150 200H151V198H150ZM195 200L196 201H194L193 203L195 205V202H196V205H199L198 211H200L199 209L204 211V208H202V207H205L204 202L201 201V199H199V198H196ZM69 201L71 203V200H69ZM155 201H157V200H155ZM233 201L235 202V199ZM88 202H90V201H88ZM97 202H98V200H97ZM238 202L240 203V201H237V203ZM257 202H261L262 203V201L260 199H257ZM257 202H256V205H257ZM237 203L235 202V204H237ZM251 203L252 202H250V203L248 202V204H251ZM57 204H59V203H57ZM152 204L153 203H151V205ZM157 204H159V202ZM161 204H163V202H161ZM161 204H159V205H161ZM217 204L213 205V206L214 207L218 206ZM231 204H233V203H231ZM87 205H86V207H87ZM263 205H264V203L262 204L261 208H263ZM191 206H192V203H191ZM249 206H251V209H252V207L254 205L252 206V204H251V205H248V207ZM241 207L242 208H244V207L246 208L247 206L243 207L241 205ZM241 207H240L239 210H242ZM254 207H256V206H254ZM40 208H41V210H40ZM188 208L185 211L182 210L183 212L181 211V214L182 213H189L190 214L192 212V210H193V213L195 215L192 213V217L200 216L201 213L199 214V212H196L197 208L191 207V209H192L191 211H188L190 209V208L189 209ZM207 208H209V207H206L205 209H207ZM229 208H230V206H229ZM182 209H184V208H182ZM194 209H196V211ZM209 209L211 210V212H209L210 211ZM209 209H208L209 213H212V211L214 210V209L212 210L211 208H209ZM216 209H218V208L216 207ZM230 209H228V210H230ZM257 209L260 210V207L257 206ZM222 210H224V209H222ZM222 210H220V211L222 212ZM239 210H237V211H239ZM232 212H233V210H232ZM247 212H248L247 220H246V223H244V225L246 224L247 228H251L253 226V223H255L254 222V220H255L254 217L255 216L252 213L253 211H251V212L247 211ZM215 213L217 214L218 212H215ZM244 213H246V210L244 211ZM178 214H180V213H178ZM202 214H203V212H202ZM204 214H205V212H204ZM233 214H235V213H233ZM183 215L188 216V214H183ZM213 215H215V214L213 213ZM213 215L212 216H208V218H203L205 215H202L203 217L198 218V219H202L201 222H203V224H200L199 226L197 225L198 223L196 224L197 225L196 227L198 228V231H199V235L203 236V237H207L206 239H204L202 246H200L199 243L193 242L194 240H190L191 238H189V237H186V239L183 240V242L181 241V239L175 241V256H179V257L182 256V258H183V260H182V262L180 264H194V261H199L200 264H223L224 261L220 262L221 259L220 260L218 259L220 257H216V260H214V261L210 260V262H209V260H207V257L205 255V252H207V255H211L212 257H213L214 254H217L216 248L218 247V239H219L217 234H220V229H219V231H216L217 227L213 226L212 222L210 223V217H212V218L216 217V216L213 217ZM229 215H231V214H228V215H226L224 217L225 226L228 229H232V228L234 229L236 227L234 224H231L230 226H228L226 224V223L230 224V222H232V218L234 216V215H232V217H231ZM238 216H240V215H238ZM206 217H207V215H206ZM216 218H218V217H216ZM194 222L196 223L197 221H194ZM217 222H219V221H217ZM58 223L59 222H57L56 224H58ZM220 223H217V226H220ZM69 225H71V224H69ZM182 225L180 224V226H182ZM175 226H177V225H175ZM55 227H57V226H55ZM68 227H70V226H68ZM68 227H67V230H68ZM187 227H189V225ZM63 228L65 229L66 227H63ZM190 228L192 230L194 227L193 228L189 227V229ZM69 229H71V227ZM94 230H97V229H94ZM100 230H102L101 231L102 233H104V231H105L102 228L98 229V231H100ZM98 231L96 232V231H93V229H92V232L95 235L94 238L96 240L99 239ZM193 231L195 232L194 229H193ZM214 232H215V236L213 238V233ZM67 234H68V232L65 235L62 236V239L63 238H65V239L68 238L69 235L72 234V233H70L68 235ZM177 234H176V236H177ZM192 234H191V236L193 237L194 234L193 235ZM233 234L235 235V233H232V235ZM60 235H61V233H60ZM111 238L107 236V240H109ZM176 239L177 238H175V240ZM229 239L230 238H227V240H229ZM259 239L260 240L257 239V236H255V238L250 239V242H248L249 243L248 246H249L250 249L255 247L256 250H257V254L260 256L261 259H264V238L262 236H260ZM243 240H245V239H243ZM63 241L65 242L66 240L63 239ZM213 241H216L215 245L213 244ZM60 243L62 244V242H60ZM67 243H69V241ZM244 243H245V241H244ZM66 246L68 247L70 245L67 244ZM115 247H117V245ZM239 248H240V244L238 243L236 251H239ZM122 251H124V250L122 249ZM126 252L127 251H124L122 253H126ZM245 252H247V251H245ZM249 254L250 253L248 252L246 255L244 254L245 256L242 255L244 257L240 260V262L238 264H253L252 256L250 254V257H249L248 256ZM14 255H16V254H14ZM123 255H122V257H123ZM214 256H216V255H214ZM234 257H235V255H234ZM127 258L129 259V257H127ZM236 258H237V256H236ZM122 259H124V257ZM133 260H135V259H133ZM97 261H98V259H97ZM0 262H1V259H0ZM123 262H125V261H123ZM13 264H15V263H13ZM96 264H99V263L97 262ZM227 264H231V263L228 262Z\"/></svg>",
    "mask_w": 264,
    "mask_h": 264
},
{
    "label": "snow or ice",
    "instance_id": "obj_3",
    "mask_svg": "<svg viewBox=\"0 0 264 264\" xmlns=\"http://www.w3.org/2000/svg\"><path fill=\"white\" fill-rule=\"evenodd\" d=\"M192 3H199L201 4V13L199 17L195 19L194 23L188 28V30L184 34V43H178L175 47L169 51L167 54V59L169 61H173L174 58L180 57L181 62H188L191 63L193 61H197L198 63L196 66L193 67H185L184 71L186 72H193L196 76L200 77L201 79H207L206 72L209 70L208 65V45H209V32L213 27L216 25L218 19L222 16L224 11H227L230 16V23L233 27V35H234V47L233 51L240 53L237 56V63L241 65V67L249 73H256L258 75H264V15H260L257 13L256 15H246L244 13L236 12L234 9H230L227 5L220 3L219 0H171L170 4L165 5V7H181L182 5H188ZM206 9V10H205ZM15 16L16 13L13 12ZM147 15V13L142 12L141 16ZM141 16L135 17L136 20H139ZM19 22L22 25L20 28L21 33L27 38V32L24 28V21L22 18H19ZM117 25H121L123 22L117 20ZM131 23V21H129ZM96 28L99 30L102 26L98 23L96 24ZM230 71H235L232 69L231 65H229ZM155 70H150L148 73L145 74V79L148 78L149 75L154 74ZM0 73H2L6 78L11 76V73H8L4 69H0ZM130 79L135 80L136 77L133 75L129 77ZM264 95V94H262ZM24 97H28L29 93L25 92L23 94ZM23 98V97H22ZM35 103V101H33ZM252 125V130L248 132L247 138H243L241 132H236L237 138L240 139V143L242 147L247 148L250 150L251 154L256 158L257 163L259 166L264 169V140H260L259 143L256 141L258 140L259 136H264V121H261L258 118H253L250 121ZM35 127V125H34ZM73 127H76L74 124ZM129 130H132V125L128 123ZM165 123H161L159 127V131L155 132L151 136L150 140L143 144L140 147L138 152H132L131 148L125 145H119L124 152L131 153L132 156L136 157H143L146 155L145 149L149 147L150 144L157 142V138L161 133L165 132ZM238 127H243V125H238ZM39 131V129H36ZM23 131V129H22ZM133 136H135V132L133 131ZM173 143H181L182 140H178L176 136L170 137ZM61 146L64 147L63 140L60 141ZM88 143L90 140L85 142L83 145L84 148H87ZM111 143L110 141L108 142ZM19 145V141H17ZM81 149H77L71 155L76 156L79 154ZM177 148L173 147L171 152H176ZM0 155H5L4 153L0 152ZM19 164V172L22 174H28L29 176V183H31L33 190L37 186L40 189V197L44 200H47L48 197L44 193L42 184H41V177L54 169L57 168L58 165L62 164L64 161L70 159L69 155L65 154L63 158H57L50 162H42L37 163L35 166L33 165H23V149L19 152H12L10 154ZM164 155H168V153H164ZM107 156L111 159L115 157V162L118 163L121 167L125 165V160L118 155L115 151L109 150ZM159 163V161H158ZM182 161L180 159L169 160L167 167L164 169V172L167 173L168 169L172 168L174 164H180ZM219 163V162H217ZM0 167H3L0 164ZM147 167L149 169L152 168L151 164H148ZM90 168L96 169L99 171L100 165L97 162H91ZM188 172H178L175 175H171V180H176L177 176H185L188 175ZM195 174V173H192ZM163 175V174H162ZM126 173H120V179L116 180L114 183L119 185V188L123 190L124 188V180H125ZM160 177H157L159 179ZM225 179V177H221ZM100 179L103 181L104 177L101 174ZM168 180L165 178L164 183L167 184ZM190 183V182H189ZM111 189V185L108 186ZM180 192L182 189L180 188H168V192ZM189 199L183 200L179 206L183 207L185 204L191 203L196 198H198V190L193 188L192 192L188 194ZM116 199V195L112 194L108 197L109 205L105 206L100 209H86L81 210L78 212H70L67 213L70 217H81V216H91V217H99L104 215L105 213L110 211L111 207H120L122 209H127L129 206L127 204H119L116 205L114 203ZM172 196L169 195L167 197L168 201H172ZM199 207V205H197ZM136 214L139 215L140 213L136 210ZM165 212L168 211L167 207L164 209ZM149 220L152 222L147 231L143 234V239L146 240L145 245L138 246L140 251L144 253L146 258L155 264L154 257H158L160 253L166 247V243H171L170 240L167 238V232L162 228V217L161 215L155 214L152 211L145 212ZM0 219H2V229L7 234V236L14 240L18 245L16 251L18 253L29 254L33 259L27 262V264H49V260L46 258L45 255V244L42 241L41 231L40 229L43 227L42 225H36L33 223V220L26 216L23 209L20 207L18 203L10 201L8 196L5 194L3 189H0ZM127 216L126 214H122L121 216V223L126 222ZM168 222L175 226L177 221L171 217H168ZM83 221H75L69 229L72 235L75 237L76 231H78L79 227L83 225ZM188 223V221H185ZM190 227L193 225L189 224ZM144 228V225L137 219L133 225V232L139 238V230ZM178 230V229H176ZM216 231H219V226H217ZM215 236V232L213 233V238ZM207 237H201L199 241V245H203L204 239ZM134 242V241H133ZM5 247L3 243V237H0V248ZM244 244H240V248L242 249ZM72 252V259L74 264H89L88 260L86 259L87 255L94 251L85 247L79 237H75L72 240L71 246ZM48 251H51V246H48ZM78 253V255H77ZM15 254V253H14ZM171 256V253H168ZM207 260H211L212 256L207 255L205 252ZM251 256L253 260V264H264V259H261L260 256L257 254V250L255 247L251 249ZM239 258V253H237V259ZM194 264H200L199 261H194ZM227 264V261H225Z\"/></svg>",
    "mask_w": 264,
    "mask_h": 264
}]
</instances>
